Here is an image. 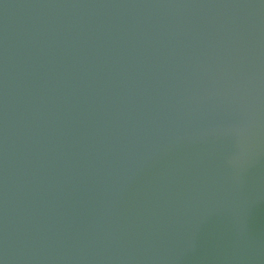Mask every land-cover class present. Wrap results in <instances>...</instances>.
I'll use <instances>...</instances> for the list:
<instances>
[{
  "label": "water",
  "instance_id": "1",
  "mask_svg": "<svg viewBox=\"0 0 264 264\" xmlns=\"http://www.w3.org/2000/svg\"><path fill=\"white\" fill-rule=\"evenodd\" d=\"M0 264H264V0H0Z\"/></svg>",
  "mask_w": 264,
  "mask_h": 264
}]
</instances>
